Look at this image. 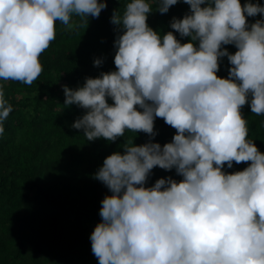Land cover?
<instances>
[{"label":"clouds","instance_id":"9594fccd","mask_svg":"<svg viewBox=\"0 0 264 264\" xmlns=\"http://www.w3.org/2000/svg\"><path fill=\"white\" fill-rule=\"evenodd\" d=\"M178 0H158L161 14ZM190 14L173 17L162 37L147 24L146 0L127 3L114 47L117 71L63 86L65 106L87 113L72 127L87 141L115 142L126 130L154 138L155 118L176 130L172 142L123 145L94 178L112 193L101 201L90 236L98 264H264V154L247 139L241 108L264 115V6L240 0H183ZM202 5H207L201 7ZM107 8L99 0H0V80L31 85L43 72L40 56L56 39V22L68 31L73 14L88 26ZM198 42V47L195 46ZM224 45L238 49L230 54ZM228 78L216 73L221 58ZM102 60L94 61L99 67ZM107 98H111L109 105ZM141 109L139 111L137 109ZM13 111L0 85V136ZM248 163L242 171H223ZM155 167L183 179L156 180Z\"/></svg>","mask_w":264,"mask_h":264},{"label":"trees","instance_id":"16d2710c","mask_svg":"<svg viewBox=\"0 0 264 264\" xmlns=\"http://www.w3.org/2000/svg\"><path fill=\"white\" fill-rule=\"evenodd\" d=\"M107 8L99 18L88 17V26L73 14L70 23L82 25L68 31L56 22V39L41 54L43 72L31 85L18 81L0 80L5 100L13 111L3 122L0 136V264H98L91 249L90 236L100 217L101 201L112 195L95 173L113 153L124 154L123 145H143L150 140L163 146L172 142L176 130L163 119L155 118L154 138L148 134L126 130L115 142L103 138L87 141L82 130L73 123L87 113L78 105L65 106L63 86L76 90L87 78L117 71L114 64V42L118 26L111 23L114 12L123 17L127 3L132 0H99ZM152 8L147 24L161 37L172 31L180 42H191L180 37L171 27L173 17L183 19L190 14V6L178 0L169 11L161 14L158 0H146ZM264 6V0H240ZM207 5H202L205 7ZM264 19L258 14L247 17L249 25ZM198 47V42H195ZM230 54L238 50L224 45ZM100 59L102 64L94 66ZM231 67L227 57L219 61V78H228ZM241 108L247 121L248 137L264 154V115L251 112L250 100ZM109 105L113 104L107 98ZM142 111L141 109H137ZM248 163L236 164L223 171L235 173ZM183 178L175 169L166 171L155 167L146 183L152 187L156 180Z\"/></svg>","mask_w":264,"mask_h":264}]
</instances>
